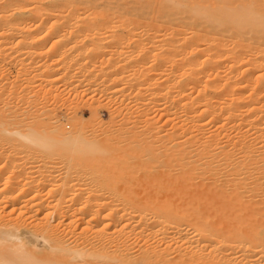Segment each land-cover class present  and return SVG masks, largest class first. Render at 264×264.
Wrapping results in <instances>:
<instances>
[{"label":"bare ground","instance_id":"obj_1","mask_svg":"<svg viewBox=\"0 0 264 264\" xmlns=\"http://www.w3.org/2000/svg\"><path fill=\"white\" fill-rule=\"evenodd\" d=\"M117 1L0 0V264H199L202 261L184 249L187 224L208 231L214 243H223L222 255L240 251L234 245L246 238L240 231L254 229L255 208L241 214L237 210L247 196L242 192L258 189L257 194L264 188V0H134V6L122 3L119 8ZM42 25L46 29L36 36V46L60 28L71 30L56 31L54 37L70 33L72 39L56 35L45 47L32 48L28 40L25 44ZM157 25L168 30L159 36L154 33ZM89 26L128 27L133 36L140 34L134 30L139 27L146 34L140 45L147 49V70L152 72L147 81L140 73L137 85L133 69L126 83L135 86L127 90L119 70L133 58L122 52L118 78L105 72V80H119L121 105L110 112L111 119L118 116L116 123L96 120L89 125L94 112L88 110V118L78 120L70 131L57 122H48L40 131L35 116L36 122L4 126L14 114V108L8 109L16 107L9 103L10 95L34 81H9L3 63L13 60L16 65L11 78L34 73L35 83L50 82L53 90L70 81L77 85L74 77L67 78L79 72L70 67L75 59L82 54L88 61L102 53L95 38L90 49L80 50L83 36L77 29ZM46 56L55 61H44ZM54 64L59 71L49 77ZM85 74L83 85L94 76ZM126 102L132 103L131 109ZM150 107L160 109L156 118L163 116L165 127L150 121ZM95 129H100L99 136H93ZM36 154V164L30 165ZM50 156L54 160L43 165ZM191 183L216 187L206 193L209 198L227 197L235 224L221 230L189 222L184 204L176 201L193 190L181 189ZM142 186L149 193H142ZM156 188L167 190L159 193L162 198L154 197ZM170 252L176 259L168 258Z\"/></svg>","mask_w":264,"mask_h":264},{"label":"rangeland","instance_id":"obj_2","mask_svg":"<svg viewBox=\"0 0 264 264\" xmlns=\"http://www.w3.org/2000/svg\"><path fill=\"white\" fill-rule=\"evenodd\" d=\"M117 2H118V8L120 7L119 5H121L122 3H126V5L129 6V7L135 5L134 0H118ZM157 26H159V25H157ZM153 27H155V26H153ZM157 28H158V30H157ZM44 29H46L44 27V25L38 26V28L35 30L37 33L34 32V34H33V31H32V33H31L32 36L30 35L32 38L29 37L28 39H25L26 41L24 43L26 44L27 43V40H28V41L33 42L32 43L33 46L31 44V42L30 43L28 42L29 43L28 46H31L32 48L34 46H36V44H34V43H35V41H36V43L38 41L37 40V37H38L37 35L38 34L40 35V33H42L44 31ZM64 29L66 30V32H68V31L71 30L70 28H64ZM160 29H161V31H159ZM164 29L165 28L163 26L155 27V31H157V32H154V33L155 34L158 33V35L160 36V33L159 32H162V30L164 31ZM65 30H63L61 28H60V30L59 29L58 30L56 29L57 32L58 31L59 32H63V31L65 32ZM130 30L132 31L133 29H130L129 28V30H128V27H118V26H107V27L105 26L103 28L100 27V26H97V27H90L89 26V27H84V28L83 27H80L79 29H77V32H79L78 34L80 36H83V37H81L82 42H81V44H79L80 45V50L82 52L90 49L92 47V45H90L89 42L91 40L93 41L95 39H96L97 42L100 43V49L102 51L101 54H97L98 56H94L92 58H89L90 60H88V61L86 60V57L84 58V56H81L82 54H80L79 55L80 58L78 56L77 59H75V61L72 63V65L70 67H74V70L76 69L79 72H77V73L75 72L76 73V76L75 75H72L74 73H68L69 76L67 78L68 79H74L75 78L77 80L76 81L77 82V85H75L74 82H71L70 81L69 83H67V85H64L65 84L64 83L63 85L54 87L55 89L53 90L52 87H53L54 84H49L50 82H47V83H43V82L42 83H35L37 76L34 73H31V74L30 73L29 74H19V75H17V77H14V78L12 77L11 78L13 72L15 71V66L16 65L14 64L13 60H11L10 62H7V63H3L2 68L5 69L6 71H8L7 72V77L9 78V81L12 79L15 83H18V84L19 83H23V82L27 84L28 81H32V80L34 81V82L32 81L33 82L32 83L33 86H30L29 88H24L23 91L20 92V93H17L16 91H13V93L10 95L9 103L10 102H15V104H16L15 106L16 107L12 106V108L10 107L11 109H8V111L9 110L11 111L14 108L12 110L14 112V114H12L13 117L11 119H9L10 121H8V123H7V124H9L11 122L12 124H9V125L3 124V125L10 127L11 125L13 126V124H15V126H18L19 127L21 125H24V123L27 124V121L30 122V121H32V119L35 120V118H38V121L40 120V123L42 121L43 124L45 125L43 127V124H42V126H40L41 125L40 123L39 124L36 123L37 124L36 127L38 128V126H39L40 131H42L41 130L42 128L44 130H46V126H47V123L48 122L51 123V124L48 123V125H52V124H55L57 122L56 125L59 126V127L61 125L62 130H64V131L65 130L66 131H70V130H72V129H74V128L77 127L78 120H83V119L86 120L88 118V112L87 111L88 110H91L92 113L94 112L93 113L94 115L91 118L90 122L88 123L89 125L90 124H93V123H95V122L98 121L97 123H99V122H103V123H106V124L110 123L113 126L114 123H116V119H117L116 117H118V116H115V117L113 116L112 119H111L110 118V112L111 113H114L115 109L117 107H119V105H121L118 102H119V99L122 98L121 96H119L121 94L118 92V81L119 80L117 79V80H115L113 82H109L108 80H105V77L104 76H106V73L105 72L106 71H109V72L115 73V76L118 78V69H119L118 68V66H119L118 65L119 64L118 63V60H119L118 59L119 58L118 55H120V54H118V52H122V56H123L124 53H126L127 54V57H132L133 58V60L131 59L132 62L130 61V64H128V66L126 68L125 67L124 68H120L122 70H119V74L123 77L122 81H125V84L124 85H126V86L129 87L130 80H132V79L128 78V76H129L128 73L130 71H132L133 69H134V71H136L135 78H137L138 75H141L140 73H143L141 75L142 77L141 76H138V78L141 77L142 79H144V80L146 79V81H147V78L152 75V72H150V70H147L149 68V66H148L149 64L147 63V62H149V60L146 61V59H148V57L146 58V55H145V54H147V52H146L147 49H145L146 50L145 51L144 48H143V45H140L141 43L144 42V40L146 38L145 37L146 34H142L141 33V29L139 27L134 29L135 31H137V32L140 33V34H138L136 36L135 35L133 36L131 33H129ZM165 30L167 31L168 29H165ZM56 31L53 30L51 32V30H50V32H51L50 36L45 35L46 38L44 37L43 38L44 40L42 39V41H43L44 44L43 43L42 44L41 43H38V45L39 44L41 46L44 45V47L45 46H48L47 45L48 42H49L48 40L53 39V38H55L57 36H62L61 38L62 39H66V40L69 37L72 36V34H70V33H68V37H67V34L66 33L64 34V36L63 35H58V33H57V34H55V37H54L53 34L56 33ZM84 31H86L88 34L87 33L85 34ZM149 31L150 30H148L147 32H149ZM166 31H164V32H166ZM109 32H110V35L111 36L108 34ZM127 33H129L131 35L130 36H127L128 35ZM81 34H83V35H81ZM125 35L127 36V38L125 37ZM139 35H141V36H139ZM148 35H149V33H148ZM131 36H133V37H131ZM47 37H48V39H47ZM130 37L133 38V39H131ZM139 37L142 38L143 40L140 39ZM156 38H157V36H155V39ZM69 39H72V38H69ZM153 40H154V38H153ZM153 42H154V44L156 43L155 40ZM19 44H20V41H19ZM37 46H36V48H37ZM141 46H142L143 49L141 48ZM122 56L120 55V57H122ZM55 58L56 57L46 56V58H45L44 61H49L50 60V61H53L54 62L55 61ZM56 66L57 65L54 64L53 69L49 72V77H54V75H56L57 72L59 71V68H56ZM144 66L146 67V69H143L142 68ZM86 67L89 70L87 72H90V73H93L94 74V76L92 77L94 79H92V78L90 79L92 82H90V81L86 82L85 81L86 83H84V85L85 86L88 85L85 88L84 85L82 84L84 82V81H82V79L85 80L87 78V75L85 74V73H87L85 71ZM71 69L73 71V68H71ZM138 70L141 71V72L138 73ZM102 72L104 73L103 75H102ZM146 72H148V73H146ZM80 74H82V75H80ZM143 75H146V76H143ZM78 78H81V81H78ZM99 78H103L104 79V81L102 82V84L101 85L99 84V83H101V81H99L98 85L97 84H93V82H95ZM124 78H127V80L126 79L124 80ZM138 78L137 79H134L133 78V81L136 82V84L138 82L137 85H139V82L142 80L141 78L140 79H138ZM144 80L140 84L141 87H142V84H143V88L142 89L146 88V86H147V84H144L146 82V81L144 82ZM127 81H128L129 84L126 83ZM133 81H131V82L134 83ZM89 82L94 85L93 86L94 89L93 88L92 89L90 88L89 85H92V84H89ZM95 85H97L96 88H95ZM130 86L133 87L135 85L132 84ZM100 87H102L104 89H102V88L100 89ZM109 87H111V89ZM128 87H125V88L127 89ZM131 87H129L127 90H130ZM149 88L147 90L146 89L145 90L148 91ZM42 89L43 90H46L45 93H42L41 92ZM51 89L53 91L50 92ZM101 90H103V91H101ZM142 91L144 93V90H142ZM40 95L41 96L43 95L45 97V98H43V96H42V100L44 99L43 101H41V96ZM18 98H19V101H18ZM121 101L124 102V99H122ZM126 101L129 102V103L132 102V101H129V100H126ZM127 102L125 104H127ZM127 105H129V107L127 106L128 109H131L132 103L131 104H127ZM32 108H35V109H33L34 113L35 112L36 113L38 112L36 115L34 113H29L30 110L32 111ZM121 109L123 110V108H120L119 110L121 111ZM150 109H151V111L148 110L149 111L148 116L152 112V110H153V113H155V114L152 113V115L150 114V116H149L150 117L149 118L150 121L151 120L153 121V119H154V122H158L159 121L158 124H155L153 122L154 125H159L161 122H163V118L162 119L160 118V117H163V116H159V118L157 117L158 119L156 118V116L158 115V114L156 115V111L157 112H160V109L157 108L158 110H156L155 112H154L155 107L154 108H151L150 107ZM15 112L19 113V115L17 113H15ZM7 113L8 112H6V114ZM16 115L20 117V118H18V119H20V121L17 120V119H16L17 121L14 120L17 117ZM29 115H31V116H29ZM14 116H16V117H14ZM34 116H35V118H33ZM30 118H31V120H30ZM44 118H46L45 119V122L43 120ZM160 119L162 121H160ZM46 120H47V122H46ZM36 121H37V119L35 120V122ZM16 122H17L18 125L16 124ZM18 122H20L21 124H19ZM160 125L162 126V124H160ZM163 125H164V127L166 126L165 123ZM86 127H88V125H86ZM86 127H84V128H86ZM137 128H139V126ZM161 128H163V126ZM95 130H94V133H92L93 136L94 137L99 136L100 135V132H101L100 129H99V132L97 131L98 129H95ZM22 156H26V154L24 153V155L22 154ZM33 157H34V159H33ZM33 157L31 158V161L29 160V162H28V163H30V165L36 164L35 162L38 160L37 159V157H38L37 154L35 156H33ZM23 158L24 157H22V159ZM51 158H53V157L50 156L49 158H47L48 161L47 160H46V162L43 161L44 164H43V162H42V164L45 165L47 163H50L51 161L54 160V158H53V160ZM32 161H33V163H32ZM28 163H26V164H28ZM0 164H1V162H0ZM203 181H204V179H203ZM139 182L142 183L141 181H139ZM192 182H194V181H192ZM138 185H139V183L137 184V186ZM187 185H184L183 187H181V189L185 187L186 190H190V189H193V190H190L187 193L186 190L184 189L185 192H186V194H184L183 197H181L180 200H177L176 203L180 201L179 204L182 203L181 204V207H183V204H184V207L183 208L188 213V216H187L188 219L187 220H189V222L191 221V222H195L197 224H201V222H202V223H205L206 224V225L205 224H202L204 226H208V225L211 224L212 227H215V228L218 227V229H221V230H225L227 227H230L233 224H235L234 222H235V218L236 217L234 218V212L232 213L229 210L230 208H232V207H230L232 204L229 203V202H227V200H226L227 197L225 198V200H226L225 201L222 198H212V197L209 198V196L207 195L210 192L209 190H215L216 187H214V189H212V184H211V186H209L211 188H209L207 186L208 184H203L202 186H198V185L195 184V187H194L193 186L194 184L191 183L190 186H188V189H187ZM161 186L158 187V190H160ZM262 186H264V183H263ZM133 188H134V191H137L136 189H138V188H136L134 186H133ZM149 188H152V187H149ZM173 188H175V187H173ZM179 188H177L176 191H178ZM143 189H144V187H143ZM145 189H146V186H145ZM145 189L142 191V193L144 191H146L148 189V187H147L146 190ZM162 189H161V191H158L157 188H156L155 190L158 193H156L157 195L154 194L155 195L154 197H158V195L161 197L160 194L162 192H163L162 194L164 195V193H165L164 191H167V190H162ZM261 189L262 188H260L259 191H257V192H259L257 194H255L254 192L256 190H258V189H254V191L251 190L252 191L251 193H249L250 191H247L248 193L247 192H242L241 194L244 197H245V194H247V196L245 198L240 195V197L242 199L244 198L243 199V201H244L243 204L245 206H242L243 204L240 205L239 206V209L237 210V212H239L241 214L243 210L246 209L248 211L249 207L253 206L255 208V210H256V213H258L257 216H256V219H255L254 229L252 231L251 230H248V229H243L242 231H240L241 232L240 235L241 236H245L246 235V238L245 239H242L241 240V243L240 242H238V244H237V242L234 243V245H237V247L239 245L238 248H240L242 251L240 250V251L235 252V253H232V254L222 255L221 254V251L225 247L223 245V243L222 244L219 243L220 245L217 244V243H214L213 242V239L214 238H213V236L211 234L208 233V231H205V230L198 231V229H195V228L192 229L193 226H190L189 224H187L186 225L187 226L186 227L187 229H186V237H185V239L187 238L188 235H189V237L186 239V243L187 244L185 246L186 248H184V249L187 252L186 251L185 252L188 255H193V256L196 255L195 257H197V260H201L202 261L199 264H203V263H205V264H264V198H263L264 197V193H263L264 192V188L262 190ZM149 191L150 190H148L146 192L149 193ZM199 191H200V193L202 192L203 194L201 193V195H199L200 194ZM151 192H153V189H152ZM194 192H195V194H194ZM83 193H82V195H83ZM140 194H141V192H140ZM145 194H147V193H145ZM248 194H250V195L248 196ZM147 195H149V194H147ZM187 195H189V196H187ZM224 197H225V195H224ZM247 198L252 199V200H255V202H253V201H251V200H249ZM199 199H201V200H199ZM246 199H247V201H246ZM192 202H193V204H192ZM227 203H229L230 206L227 205ZM250 203H251V205H250ZM246 204L248 205V207L246 206ZM253 204H256V205L254 206ZM257 204H258V206L260 205L259 207H261V208L258 209ZM189 206H191V207H189ZM224 210H225V213H224ZM227 210H228V212H227ZM257 210L259 212H257ZM196 212H197V215H196ZM229 212H230V214H229ZM237 212L235 211V213H237ZM225 214H227V215H225ZM232 214H233V217L231 216ZM190 218H192L193 221L190 220ZM199 218H202V219H199ZM195 219H196V221H195ZM196 228H198V227H196ZM170 253H168V254H170ZM172 253L176 254V251H173ZM172 253L169 255V256H172V257H168V258H170L171 260L172 259H176L175 258V255L173 257V254ZM183 253H184V250H183ZM209 255L210 256L212 255V256L210 257ZM200 257H201V259H200ZM202 258H204L205 260L202 259ZM208 262H210V263H208Z\"/></svg>","mask_w":264,"mask_h":264}]
</instances>
